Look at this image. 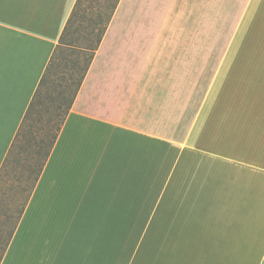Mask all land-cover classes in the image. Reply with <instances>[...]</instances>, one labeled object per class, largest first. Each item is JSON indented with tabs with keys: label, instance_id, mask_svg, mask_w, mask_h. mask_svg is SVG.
<instances>
[{
	"label": "crops",
	"instance_id": "0c3cea01",
	"mask_svg": "<svg viewBox=\"0 0 264 264\" xmlns=\"http://www.w3.org/2000/svg\"><path fill=\"white\" fill-rule=\"evenodd\" d=\"M75 2L0 0V175ZM0 264H264V0H118Z\"/></svg>",
	"mask_w": 264,
	"mask_h": 264
},
{
	"label": "rangeland",
	"instance_id": "374dc122",
	"mask_svg": "<svg viewBox=\"0 0 264 264\" xmlns=\"http://www.w3.org/2000/svg\"><path fill=\"white\" fill-rule=\"evenodd\" d=\"M101 0H83L80 7V15L75 18L81 25H88L90 12L93 8H99ZM109 5L112 0H102ZM76 25V24H75ZM81 30L73 31L65 38L77 39ZM83 31V30H82ZM94 38V35H92ZM218 41V39H214ZM64 49H58L54 66L40 86L38 96L30 111L28 119L23 123L17 142L9 154L0 175V255L20 215L29 191L33 185L35 175L44 159V152L48 149L52 132L59 125L66 107V100L70 95L73 85L65 88V98L60 93L61 77L67 75L66 60L69 62L75 57V53ZM81 57V56H80ZM70 63V62H69ZM76 74L77 71H74ZM44 138L42 144L38 143Z\"/></svg>",
	"mask_w": 264,
	"mask_h": 264
},
{
	"label": "trees",
	"instance_id": "16d2710c",
	"mask_svg": "<svg viewBox=\"0 0 264 264\" xmlns=\"http://www.w3.org/2000/svg\"><path fill=\"white\" fill-rule=\"evenodd\" d=\"M82 1L83 0H76V2L74 4L73 10H72V12H71V14L67 20V23L63 29L61 36L59 38V42H58L57 46L55 47V50L53 51L51 59L49 60V63L45 69V72L43 73V75L39 81V84H38L37 89L33 95V98L31 99V102L29 103V106L25 112L21 126H20V128H19V130L15 136V141L13 142V144L11 146V148L12 147L14 148L16 140L18 139L21 128L23 126V123L26 122V120L28 119L30 111L34 105V101L38 96L40 86L43 84L44 80L48 76L50 69L55 64L54 61L56 60V55H57L58 49H60L62 47H64V49L69 48L67 50H70V52L75 53V57L71 60L69 58L70 63L67 61L68 59H65L66 60L65 65L67 68L65 72H68V74L61 77L60 93H61L62 97L65 98L64 97L65 91H66L65 88L70 84V82H72L71 84L73 85V88L70 91V95L68 96V98H65L67 104H66L64 113H63L62 118L59 122V125L55 129V132L51 133L52 139H51L50 145H49L48 149L44 152V159L41 162V165L39 166L40 168L38 169V171L36 173L35 179H37V177H38L41 166L44 163L51 146L53 145V142L56 138V135H57V133L61 127V124H62L72 102H73V99H74V97H75V95L79 89V86L82 82V79H83V77H84V75H85V73H86V71L90 65L91 59L93 58L94 52L99 45V42L102 38V35L106 29V26H107V24L110 20V17H111V15L115 9V6L117 5V2H118V0H112V2L109 5L108 4L105 5V3L101 0L98 3L99 8H96V9L93 8L91 10V12H90L91 14L87 19V21L89 20V24L84 26V25H81L79 23H76L77 20L75 19L81 15L79 13L80 12L79 10H80V7L82 5ZM77 30H81L80 31L81 34L77 37V39H68V41L65 42L66 36H68L73 31L77 32ZM92 35H94V38H92ZM74 71H77V73L75 74ZM43 142H44V138L42 137V139H40L38 141V143L42 144ZM9 153H10V151H9ZM7 158L8 157H6V159H5V163H6ZM3 167H4V165H3ZM23 208H24V205L20 209V215L22 213ZM11 234H12V232H11ZM11 234H10V236H11ZM10 236H9V238H10ZM7 243H8V241L6 242L5 247H6ZM1 255H0V258H1Z\"/></svg>",
	"mask_w": 264,
	"mask_h": 264
}]
</instances>
